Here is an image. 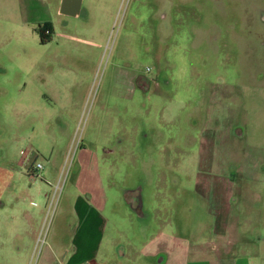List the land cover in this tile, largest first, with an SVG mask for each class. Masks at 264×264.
Instances as JSON below:
<instances>
[{"label":"rangeland","instance_id":"1","mask_svg":"<svg viewBox=\"0 0 264 264\" xmlns=\"http://www.w3.org/2000/svg\"><path fill=\"white\" fill-rule=\"evenodd\" d=\"M59 1L0 0V264L71 236L80 147L126 248L98 261L165 264L141 243L176 236L167 264H264V0Z\"/></svg>","mask_w":264,"mask_h":264},{"label":"crops","instance_id":"2","mask_svg":"<svg viewBox=\"0 0 264 264\" xmlns=\"http://www.w3.org/2000/svg\"><path fill=\"white\" fill-rule=\"evenodd\" d=\"M75 165L77 170L71 178L72 187L75 190L71 203V212L75 218L72 219L75 221L74 229L71 236H58L59 245H47L37 264H104L97 260L100 247L107 246L110 252L113 245L117 244L116 238L107 242L106 239L103 240L104 236H101L103 223L101 212L104 209L106 197L99 173L97 153L90 149L78 148ZM12 174L17 175V172L14 171ZM21 192L26 194L24 190ZM65 201H68V197ZM135 215L143 216V213L137 209ZM160 239L162 246L158 244L154 249L155 241ZM184 242L176 236H149L141 243L146 253L144 249H140L139 254H146L148 258L153 256L151 253L156 252L160 254L156 262L167 264L169 258L185 255ZM128 250L130 248L127 245ZM117 252L119 256H124L126 248L118 246Z\"/></svg>","mask_w":264,"mask_h":264},{"label":"water","instance_id":"3","mask_svg":"<svg viewBox=\"0 0 264 264\" xmlns=\"http://www.w3.org/2000/svg\"><path fill=\"white\" fill-rule=\"evenodd\" d=\"M58 14L75 17L80 14V0H60Z\"/></svg>","mask_w":264,"mask_h":264},{"label":"trees","instance_id":"4","mask_svg":"<svg viewBox=\"0 0 264 264\" xmlns=\"http://www.w3.org/2000/svg\"><path fill=\"white\" fill-rule=\"evenodd\" d=\"M45 31H47V33L49 32V26L47 23H45V25L42 27V31H41V37L43 39L44 36L47 35V33H44Z\"/></svg>","mask_w":264,"mask_h":264},{"label":"built area","instance_id":"5","mask_svg":"<svg viewBox=\"0 0 264 264\" xmlns=\"http://www.w3.org/2000/svg\"><path fill=\"white\" fill-rule=\"evenodd\" d=\"M45 33H47V31H45ZM41 166H40V164H36V165H34V167H33V169L34 170H37V169H39ZM31 176V175H30Z\"/></svg>","mask_w":264,"mask_h":264},{"label":"flooded vegetation","instance_id":"6","mask_svg":"<svg viewBox=\"0 0 264 264\" xmlns=\"http://www.w3.org/2000/svg\"><path fill=\"white\" fill-rule=\"evenodd\" d=\"M136 206H137V207H139V206H138V204H136ZM137 207H135V208H136V210L138 209Z\"/></svg>","mask_w":264,"mask_h":264}]
</instances>
